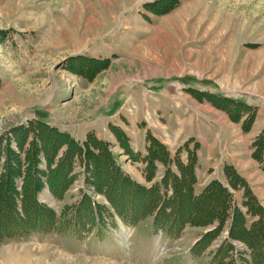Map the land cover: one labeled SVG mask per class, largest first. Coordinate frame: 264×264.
Wrapping results in <instances>:
<instances>
[{
  "label": "rangeland",
  "instance_id": "rangeland-1",
  "mask_svg": "<svg viewBox=\"0 0 264 264\" xmlns=\"http://www.w3.org/2000/svg\"><path fill=\"white\" fill-rule=\"evenodd\" d=\"M238 108L264 111V0H0V264H254L264 208L215 161L264 154Z\"/></svg>",
  "mask_w": 264,
  "mask_h": 264
},
{
  "label": "crops",
  "instance_id": "crops-1",
  "mask_svg": "<svg viewBox=\"0 0 264 264\" xmlns=\"http://www.w3.org/2000/svg\"><path fill=\"white\" fill-rule=\"evenodd\" d=\"M217 104V102L215 103ZM221 119V117H220ZM219 119V120H220ZM221 122L219 123V121H217L220 125L225 124L226 122H231L232 125H230L231 123H228L230 125V127L233 128V126L235 125V127L238 130H245L246 132H248V135L250 136L249 138H252L254 140V136L257 134H259L261 131H264V111L263 113H261L260 110H252V115H249V113H247L246 115H240L238 117H233L230 120H225L223 121L222 119L220 120ZM236 122V123H234ZM167 126V125H166ZM169 127V126H167ZM199 131L201 129V131L205 130V128H207V126H199ZM243 128V129H242ZM168 131H171L172 134H177L179 133L181 130L180 128L177 127V129L175 130L173 127V124L170 128L167 129ZM97 132V131H95ZM177 132V133H176ZM253 132V133H252ZM99 134V133H98ZM201 135V133L199 134ZM189 136H195L194 134H191ZM100 139L106 140L105 137H101V136H97ZM200 137V136H199ZM236 140L238 141V143H241L242 140V135H239L238 137H235ZM198 141V140H197ZM211 142H204V141H198L197 144V161H198V169H197V182L195 183V187H199L200 190L203 188L204 185H206L208 183V178L207 175L204 174V171L209 170L210 168V163L214 162L212 156L209 154V148ZM213 143V142H212ZM145 140L140 139L134 142V149H141L144 150L145 149ZM252 151L250 149V143L248 144H244V148L242 149V152L244 153L243 156H240L239 158H235V156H230L229 154H227V156L223 159H217L215 161H217V163H219V169L222 170V168H224L225 165H231L235 168V170L237 171V173L241 176V178L245 179L244 181H247L248 184L250 185L253 193L256 195L257 199L259 200L260 204L262 205V207L264 208V196L261 195L264 193V154L256 156V155H252ZM237 154V153H236ZM248 164H252L253 165V172H257L258 175H255V179H250V177H247L248 175H251V173L247 174L246 173V169H244ZM218 169V172H219ZM248 169V168H247ZM242 171V172H241ZM221 177L223 178L224 175L222 173ZM217 179H220L218 177H216ZM249 178V179H248ZM243 192H241L240 194L242 195ZM260 194V195H259Z\"/></svg>",
  "mask_w": 264,
  "mask_h": 264
},
{
  "label": "trees",
  "instance_id": "trees-1",
  "mask_svg": "<svg viewBox=\"0 0 264 264\" xmlns=\"http://www.w3.org/2000/svg\"><path fill=\"white\" fill-rule=\"evenodd\" d=\"M228 102V101H227ZM231 103V102H230ZM233 106V108H236L237 106H235L234 104H232ZM240 109L238 108V112H237V114L236 115H233V117H238V116H240V111H239ZM232 117V118H233ZM90 136H92V137H95V136H93L92 134H90V135H88V141L90 140ZM99 141H103V140H101V139H99ZM98 141V138H96V142H99ZM104 142V141H103ZM187 143L188 142H186V145H187ZM255 155L256 156H259V153L258 152H256L255 153ZM227 168H231V166L229 165ZM225 172H226V178H227V180H228V183H229V185L232 187V188H236V187H243L244 188V190H243V193H242V195H243V200H242V202L241 203H246L247 202V197H246V195H245V192H246V187L245 186H247V184H245V181L243 180V178H241V176L239 175V174H237L235 171H233L232 170V172L230 171V172H228L226 169H225ZM231 175H232V177H231ZM14 176L12 175L11 176V178H10V184L13 186V184H14ZM25 182H26V180H25V177L24 178H22V180H21V193L23 194V191H24V188H25ZM239 182H241V183H239ZM213 184H218V185H216V186H214L213 187V191L211 192V194L213 193V195H220L221 194V191H222V193H224V195H225V208L226 209H228L229 207H234V205H236V204H233L232 202H231V200H230V197H232V193H230L229 192V189H228V187L227 186H225V184L223 183V182H221V181H218L217 180V182L216 181H212V182H210L208 185H206L205 186V190H207V189H209ZM240 184V186H237V185H239ZM204 190V191H205ZM221 190V191H220ZM127 197V199H128V196H126ZM126 197H122V198H120V200H122L123 198H126ZM133 199V201L135 202V200L134 199H136V197L135 198H132ZM231 204V205H230ZM232 207V208H233ZM160 208H161V206H160ZM247 212L248 213H251V214H255L256 213V215H257V220L255 221V225H254V223H251V225H250V228H247V227H245V223L243 222V226L245 227L244 228V230L245 231H249L250 232V230H251V228H253V227H255L256 226V222H259V220L260 221H264V211H262V209H260V208H258L257 209V211L254 213V211H252L250 208L249 209H247ZM257 212H258V214H257ZM14 213H15V211L12 209H10L9 211H8V216H7V218H6V223H5V228L3 229V231H1L0 230V240L1 239H3L4 237H6V238H8V236L9 237H13L15 234H17V233H19V231H15V230H13L12 229V226H13V223L11 222V220L12 221H15V218H14ZM157 214H161V212H160V210L159 211H157ZM230 215H231V220L232 221H234V216H235V213L233 212V209L231 210V212H230ZM156 216V215H155ZM9 223H10V231H9ZM38 229H42V228H38ZM38 229H36V230H38ZM171 230H172V232H174L175 230H176V227L175 228H173L172 226H171ZM259 235H261V233L259 232ZM252 254H253V256H254V258H255V262H254V264H264V255L263 254H261V255H259L257 258H256V254H254L253 252H252ZM261 257V258H260Z\"/></svg>",
  "mask_w": 264,
  "mask_h": 264
}]
</instances>
